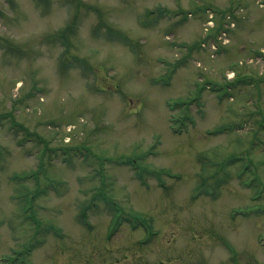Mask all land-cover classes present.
I'll return each mask as SVG.
<instances>
[{
    "label": "rangeland",
    "instance_id": "374dc122",
    "mask_svg": "<svg viewBox=\"0 0 264 264\" xmlns=\"http://www.w3.org/2000/svg\"><path fill=\"white\" fill-rule=\"evenodd\" d=\"M263 128L264 0H0V264H264Z\"/></svg>",
    "mask_w": 264,
    "mask_h": 264
},
{
    "label": "trees",
    "instance_id": "16d2710c",
    "mask_svg": "<svg viewBox=\"0 0 264 264\" xmlns=\"http://www.w3.org/2000/svg\"><path fill=\"white\" fill-rule=\"evenodd\" d=\"M75 20H73V21H71L66 27H67V30L69 31V30H71L72 28L71 27H73L74 25H75V22H74ZM66 31L65 32H63L62 33V38L64 37V38H66ZM230 89H231V85H230ZM219 90H220V93L221 94H225V93H229V88H228V83H225V85L224 84H220V88H219ZM220 93H218V94H220ZM174 103H176L178 106H182V105H184V103H185V100H180V101H177V102H173V104ZM180 104V105H179ZM172 106V105H171ZM189 117V116H188ZM186 118H185V114H183L179 119H177V120H175L173 123H172V125H177L178 126V124L180 125V127H184V124H185V122H186ZM210 162V161H209ZM211 163V162H210ZM205 171V170H204ZM206 172V171H205ZM209 175V174H208ZM35 181H37V180H35ZM216 181H218V180H215V185L216 186H218V183L219 182H216ZM102 198L103 199H105V198H107V196H105L104 194L102 195ZM107 202H108V200H106ZM89 206H90V203L88 204ZM85 212H83L82 214L80 213V217H81V219H83L84 217H86L85 215ZM35 244V243H34Z\"/></svg>",
    "mask_w": 264,
    "mask_h": 264
}]
</instances>
